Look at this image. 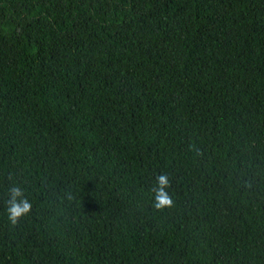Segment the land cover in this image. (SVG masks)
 Returning <instances> with one entry per match:
<instances>
[{
  "label": "trees",
  "instance_id": "1",
  "mask_svg": "<svg viewBox=\"0 0 264 264\" xmlns=\"http://www.w3.org/2000/svg\"><path fill=\"white\" fill-rule=\"evenodd\" d=\"M0 264H264V0H0Z\"/></svg>",
  "mask_w": 264,
  "mask_h": 264
},
{
  "label": "clouds",
  "instance_id": "2",
  "mask_svg": "<svg viewBox=\"0 0 264 264\" xmlns=\"http://www.w3.org/2000/svg\"><path fill=\"white\" fill-rule=\"evenodd\" d=\"M171 182L167 173L155 174L151 188L152 206L156 210L171 208L174 204L170 194ZM6 217L8 222L15 226L20 219L28 215L32 210V203L25 195V190L19 184H13L7 190Z\"/></svg>",
  "mask_w": 264,
  "mask_h": 264
}]
</instances>
